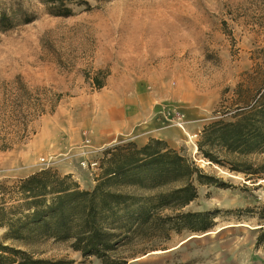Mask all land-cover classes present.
I'll return each instance as SVG.
<instances>
[{"label": "rangeland", "instance_id": "1", "mask_svg": "<svg viewBox=\"0 0 264 264\" xmlns=\"http://www.w3.org/2000/svg\"><path fill=\"white\" fill-rule=\"evenodd\" d=\"M88 1L92 11L77 8L75 16L63 18L50 16L40 0H0V100L7 84L18 78L33 89L64 95L54 115L32 121L30 141L0 150V181L47 169L62 176L84 172L94 179L81 167L83 161L102 164L107 149L137 138L134 129L106 126L117 108L114 101H123L129 112L144 113L147 105L168 133L145 137L166 141L232 186H201L198 198L184 209L216 213L208 231H171L150 239L155 248L136 254L143 246L135 245L119 255H133L129 264H264L258 219L226 213L262 207L264 175L251 180L194 151L204 128L234 121L235 112L226 107L241 91H254L255 68L264 66V0ZM106 69V86L97 90L93 78ZM101 136L106 141L98 143ZM244 160L258 167L264 153ZM3 234L0 230V239ZM41 249L44 258L102 264L64 244L51 242Z\"/></svg>", "mask_w": 264, "mask_h": 264}, {"label": "trees", "instance_id": "2", "mask_svg": "<svg viewBox=\"0 0 264 264\" xmlns=\"http://www.w3.org/2000/svg\"><path fill=\"white\" fill-rule=\"evenodd\" d=\"M106 0H96L103 2ZM53 17L70 18L77 8L94 9L88 0H40ZM3 18H7L6 14ZM29 19L25 22H31ZM256 84L241 91L234 121H218L204 128L199 153L212 164L244 173L251 180L264 175V163L245 161L264 153V66L257 65ZM109 70L93 78L103 89ZM45 93H41V92ZM36 94V95H35ZM0 100V150L12 151L32 139V121L56 113L63 94L34 87L18 78L7 84ZM102 173L87 190L72 175L42 170L15 181H0V264H75L74 260L44 258L41 248L64 244L87 259L102 264H129L120 256L125 247L139 246L136 254L155 248L150 239L171 231L206 232L215 214L184 212L199 196V187L228 189L225 181L206 173L186 154L164 140L151 138L144 146L135 142L104 152ZM227 214L249 215L259 221L257 246L264 247V205ZM135 254V253H134Z\"/></svg>", "mask_w": 264, "mask_h": 264}, {"label": "bare ground", "instance_id": "3", "mask_svg": "<svg viewBox=\"0 0 264 264\" xmlns=\"http://www.w3.org/2000/svg\"><path fill=\"white\" fill-rule=\"evenodd\" d=\"M116 102V103H115ZM117 108L113 110L110 114V121L116 120L117 122L122 123L123 127H126V123H131V126L127 128H133L138 135H145L151 133L165 134L166 126L160 119L159 115L152 110L150 106H145V111H128L126 110V104L123 101H114ZM109 104V103H108ZM138 106H143L138 105ZM125 129V128H123ZM131 129V130H133ZM194 151L199 152L198 145L194 146ZM161 252H155L154 254H160Z\"/></svg>", "mask_w": 264, "mask_h": 264}, {"label": "crops", "instance_id": "4", "mask_svg": "<svg viewBox=\"0 0 264 264\" xmlns=\"http://www.w3.org/2000/svg\"><path fill=\"white\" fill-rule=\"evenodd\" d=\"M108 128H112V130H115V131H120V132H126V131H129L133 128H127L129 126H131V123H126V127H123L122 123L120 122H117L116 120L112 121L110 123H108L106 125ZM125 128V129H123ZM104 129H102L101 131H103ZM146 135H149V134H145V135H138L137 134V138H134V141L135 142H138L139 143V146H144L146 145L150 138H153L152 137H145ZM103 139V141H102ZM106 141V139H104L103 136H101V140H98V143L100 142H104ZM108 144V143H107ZM110 144V143H109ZM38 170H35V171H28L27 173L24 174V176L22 178H26L34 173H36ZM70 173H73V176L74 178L78 181V183L81 185L82 188L84 189H87V190H91L95 187L96 185V180L101 176V174H99V176L97 178H94V179H89L88 176L84 173V172H70Z\"/></svg>", "mask_w": 264, "mask_h": 264}, {"label": "built area", "instance_id": "5", "mask_svg": "<svg viewBox=\"0 0 264 264\" xmlns=\"http://www.w3.org/2000/svg\"><path fill=\"white\" fill-rule=\"evenodd\" d=\"M89 142V141H87ZM81 167L88 171V173L91 176H94L95 178L99 176L100 172H102L101 162L99 160H93V161H83L81 163Z\"/></svg>", "mask_w": 264, "mask_h": 264}]
</instances>
